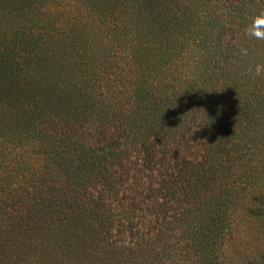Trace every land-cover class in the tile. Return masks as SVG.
Instances as JSON below:
<instances>
[{
  "label": "trees",
  "instance_id": "16d2710c",
  "mask_svg": "<svg viewBox=\"0 0 264 264\" xmlns=\"http://www.w3.org/2000/svg\"><path fill=\"white\" fill-rule=\"evenodd\" d=\"M5 1L0 264H264V0Z\"/></svg>",
  "mask_w": 264,
  "mask_h": 264
},
{
  "label": "clouds",
  "instance_id": "9594fccd",
  "mask_svg": "<svg viewBox=\"0 0 264 264\" xmlns=\"http://www.w3.org/2000/svg\"><path fill=\"white\" fill-rule=\"evenodd\" d=\"M245 35L257 40H264V8L250 17V23L245 27ZM240 51L245 56L248 54L246 47H242ZM254 71L257 76L264 75V64H256Z\"/></svg>",
  "mask_w": 264,
  "mask_h": 264
},
{
  "label": "rangeland",
  "instance_id": "374dc122",
  "mask_svg": "<svg viewBox=\"0 0 264 264\" xmlns=\"http://www.w3.org/2000/svg\"><path fill=\"white\" fill-rule=\"evenodd\" d=\"M44 1H50V0H44ZM55 1H57V0H55ZM0 3L2 4V6L3 5H8V3L5 0H0ZM0 23L1 24H5L6 23L5 19H3V18L0 17ZM73 49H74V47H73ZM248 231H250V228L249 227H248Z\"/></svg>",
  "mask_w": 264,
  "mask_h": 264
}]
</instances>
